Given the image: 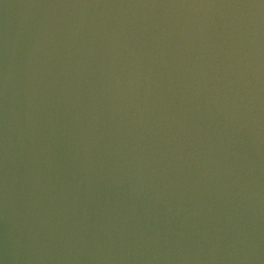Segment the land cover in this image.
Here are the masks:
<instances>
[{
  "label": "water",
  "instance_id": "obj_1",
  "mask_svg": "<svg viewBox=\"0 0 264 264\" xmlns=\"http://www.w3.org/2000/svg\"><path fill=\"white\" fill-rule=\"evenodd\" d=\"M258 4L0 0L2 264H264Z\"/></svg>",
  "mask_w": 264,
  "mask_h": 264
},
{
  "label": "clouds",
  "instance_id": "obj_2",
  "mask_svg": "<svg viewBox=\"0 0 264 264\" xmlns=\"http://www.w3.org/2000/svg\"><path fill=\"white\" fill-rule=\"evenodd\" d=\"M177 7H184L183 5H178ZM190 7H216V5H191ZM221 7H247V8H262L264 9V3L258 5H221ZM2 264V262H0Z\"/></svg>",
  "mask_w": 264,
  "mask_h": 264
},
{
  "label": "snow or ice",
  "instance_id": "obj_3",
  "mask_svg": "<svg viewBox=\"0 0 264 264\" xmlns=\"http://www.w3.org/2000/svg\"><path fill=\"white\" fill-rule=\"evenodd\" d=\"M261 3H264V0H260Z\"/></svg>",
  "mask_w": 264,
  "mask_h": 264
}]
</instances>
